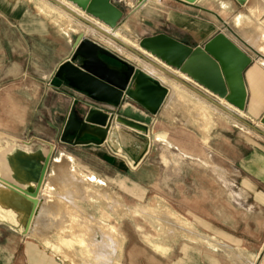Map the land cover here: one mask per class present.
I'll list each match as a JSON object with an SVG mask.
<instances>
[{
	"label": "crops",
	"instance_id": "obj_1",
	"mask_svg": "<svg viewBox=\"0 0 264 264\" xmlns=\"http://www.w3.org/2000/svg\"><path fill=\"white\" fill-rule=\"evenodd\" d=\"M49 1L0 0V136L7 138V146L12 147L10 151L0 150V176L33 188L45 155L51 153L36 217L27 234L19 220L0 218V264H68L70 254L74 256L68 250L69 240L75 242L74 233L79 236L85 231L89 233L87 241L98 249L93 259L100 260V225L113 229L116 238L114 224L119 204L120 211L160 213L155 220L159 250L152 256L158 260L156 264H264V0H196L191 4L180 0H111L122 12L115 28L95 17H90L94 23L86 19L108 32L111 29L129 46L136 43L133 41L164 33L194 48L223 33L251 59L242 74L243 110L224 100L232 111L227 112L213 103L215 95L181 73L168 80L159 79L168 94L155 115L130 98L113 107L96 103L69 85L51 84L56 67L71 55L72 44L80 33L122 57L110 47L111 39L109 44L100 41L95 29L76 25L72 19L76 16L62 7L64 13L58 23L54 2ZM67 3L70 6H65L73 7L78 15L85 14L77 5ZM104 59L117 65L114 60ZM92 106L111 116L148 125L147 135L135 132L139 138L148 139L147 150L138 162L134 159L141 147L133 141L130 157L92 135L69 131L66 138L74 143L62 140L70 113L81 121ZM230 116L238 121L237 125L230 122ZM159 118L160 173L153 171L149 162V134ZM218 131L221 140L216 144L214 133ZM180 132H186L188 138H175ZM229 132L237 134L236 143L227 136L222 138V133ZM230 145L235 149L231 158ZM217 148L222 163H232L234 169L231 176L221 174L220 190L214 197L211 164ZM197 170L203 171L199 179L193 176ZM118 179L123 193L130 198L135 188L147 196L152 183L158 181L160 194H171L172 203L163 199L156 206L123 203L117 197ZM67 200H75L73 205L78 209L73 228L82 229L72 230L71 234L49 227L50 221L54 224L51 208ZM72 210L68 209L65 217L67 225L72 221ZM143 222L150 224V220ZM53 230L60 235L59 241L49 236ZM54 242L64 251H49L45 243ZM108 243V251L102 253L107 264H113L118 251L116 244ZM148 254L142 253L141 259L148 260Z\"/></svg>",
	"mask_w": 264,
	"mask_h": 264
},
{
	"label": "water",
	"instance_id": "obj_2",
	"mask_svg": "<svg viewBox=\"0 0 264 264\" xmlns=\"http://www.w3.org/2000/svg\"><path fill=\"white\" fill-rule=\"evenodd\" d=\"M52 1L81 20H85L90 26H96L61 2ZM67 1L77 5L83 12L99 19L112 29L122 17V12L112 4L111 0ZM180 1L191 4L196 0ZM237 1L244 3L246 0ZM96 28L147 59L140 51L128 46L99 27L96 26ZM138 45L166 66L175 68L180 73L189 76L213 95H217L239 110L244 109L245 90L242 74L251 59L223 33L216 34L203 46L194 48L164 33L144 37L138 41ZM104 58L114 60L117 65L107 62ZM155 66L167 75L175 77L162 66L156 64ZM51 84L56 87L63 84L69 85L87 94L92 101L113 107L119 106L126 98H130L154 115L157 114L168 94V88L161 84L157 78L95 43L84 33L77 35L72 44L71 55L56 67ZM213 103L232 113L230 109L215 100ZM261 122L264 124V116ZM69 131L79 135H92L102 142H108L115 151L130 157L132 156L131 142H136L140 145L141 151L134 159V163L140 160L148 147V139L146 137L139 138L135 134V132H140L147 135L149 133L148 125L120 115L111 116L109 112L96 106L90 107L83 113L81 121L77 120L74 112L70 113L62 140L74 143L66 138ZM48 161L49 156L45 159L38 175L37 185L33 189H25L0 178V209H7L10 213L21 215L20 222L25 230L28 229L36 214L39 204L37 196Z\"/></svg>",
	"mask_w": 264,
	"mask_h": 264
},
{
	"label": "rangeland",
	"instance_id": "obj_3",
	"mask_svg": "<svg viewBox=\"0 0 264 264\" xmlns=\"http://www.w3.org/2000/svg\"><path fill=\"white\" fill-rule=\"evenodd\" d=\"M43 1L50 2L49 0H43ZM57 1L61 2V0H57ZM53 4H54L53 5V11L55 13L54 18L57 19L58 23H60L61 22L60 21V17H61L60 14L64 13L63 12L64 10L61 9V7H59V5L57 6L55 3H53ZM81 15L85 19L94 23V20H92L90 18V17H92L91 15H88L86 13L81 14ZM72 19H73V23H75L76 25H80L81 27H84V28H92V30H93V27L87 26V24L84 23L83 21L80 22V20L77 17H74V18L72 17ZM95 34H96V37L100 41H102L106 44H109L108 40L110 39V37H108L106 35L104 36L103 34H101L97 30L95 31ZM110 42H111V44H109L110 47H112L113 49L118 51L121 54L120 56L122 58H124L126 61L134 64L135 66H137L139 68L147 69L151 73L150 75L154 76L158 80L160 78H162V80L163 79L168 80L170 78V75H167L166 73L162 72L160 69H157L154 66L155 64L162 66L163 68L168 70L173 75L174 74L175 75L181 74L177 69H174L172 67L168 68V67L164 66L160 60H158L154 56L148 54L147 52L142 50L139 46H138V48H135L134 46L130 45V47L135 48L138 51H140L141 53H143V55L147 59L139 56L137 53L132 51L130 48L125 47L124 45L120 44L119 42H117L113 39L110 40ZM133 42H136L138 44L137 41H133ZM214 100L218 103H223V105L228 107L226 102L221 101V99L217 95L214 96ZM198 107H199V104H198ZM214 107H216V106L214 105ZM216 108H218V107H216ZM229 119H230V122L232 124H235V125L238 124V121L235 118L230 116ZM222 136H223L222 137L223 139H224V136H227L229 138V140H231L232 143H236V141L238 140L237 134L234 132L233 133L229 132L228 134L222 133ZM175 138L187 139L188 134L186 132H183V133L180 132V134L176 133ZM6 139L7 138L0 136V150L9 149L8 151H10V149L12 147L7 146L8 141ZM149 139H150V142L152 143V150H151L150 157H149L150 167L153 169V171L160 173V118L158 119V122L155 123L151 127ZM161 139H162V137H161ZM214 140H216L215 141V142H217L216 144H218L219 141L221 140L219 131H218V133L217 132L214 133ZM234 150L235 149L232 148L230 145V147L228 148V155L230 156V158L235 155ZM7 152L5 153V155L7 154ZM218 152H219V148L214 149L213 162L211 164L212 172H213L212 173V180H213V185H214V188H213L214 189V197H217L216 193H218L217 191L220 190L221 176H222L221 174H223V176L226 177V175L228 173V175L231 176L230 174L233 173V169H234L232 163H226V162L222 163V159H221ZM47 156H49V161H48V164L46 167V171H47V168L49 166L50 159H51V153H47L45 155L43 163L40 167L39 173L42 169V166L45 163V159ZM5 162H6V159H5ZM6 165H7L8 170L10 171V168H9L7 162H6ZM197 165H198L197 167H200L199 164H197ZM164 166H166V165H164ZM197 169H199V168H197ZM9 171H8L7 175H4V176H8ZM46 171H45V174H46ZM200 174H203V171L197 170L196 173H193V176H195L197 179H199V177L201 176ZM207 174H208V172H207ZM44 177H45V175H44ZM0 178H2V176H0ZM4 180L9 182V183H13V184H16V185L22 187L21 185L14 183L12 181H9L6 179H4ZM120 180L121 179L117 180V193H118L117 197H118L119 201L121 199L123 203H125V201H126L127 204L132 203L133 206H135L136 204H140V203H148L152 206H156V205H159L160 202H162V199L164 200V202H167L170 204L172 203L171 194H166V195L160 194V182H158V181H154L152 183V186L149 188L147 196H145L144 194H141V192L137 188H135L134 193H133L134 195L132 198H130L129 196H126L123 193L122 188L119 186ZM37 181H38V178H37ZM37 181H36L35 186L33 188L36 187ZM42 183H43V181H42ZM231 183L232 182L229 179L228 180V186L230 188H231ZM41 186H42V184H41ZM23 188H25V187H23ZM25 189H29V188H25ZM40 189H41V187H40ZM39 192H40V190H39ZM39 192H38V195H39ZM50 195H52V194H48V196H50ZM45 196H47V195L45 194ZM61 198H62V200H65V198H63V197H61ZM38 200H39V198H38ZM74 201L75 200H67V202H64L65 203L64 205L61 204L60 206L56 207L57 209L55 207L51 208L52 210L50 211V217L52 218V220H54V224H53V221H50V223H49L50 229H53L55 227V229L58 230L59 233L60 232L61 233L67 232L70 234H71L72 230H74V231L76 229L78 231L82 230L79 228H76V229L73 228L76 225L75 221L77 220V215H78V209L76 206H74L75 205ZM39 202H40V200H39ZM116 203H118V202H116ZM116 206H117V210H118L116 213L117 214L116 215V223L114 224V226H117L115 228V230L118 233L116 238H115L113 229L109 228L108 226H104L103 224L100 225V231L102 233L101 238H100V241H101V250H100V255H99L100 260H94L93 259V257H92L93 252L96 253V256H98V252H97L98 249H96V247L92 243H89L87 241V239H86L87 237L85 238V236L87 235L88 232L85 231L84 234H79V236H76V233H74L75 236H73V240L75 242L72 243L71 239L69 240L68 247H70V248H68V250L70 252H73L74 256H72V253L70 254L72 258L69 261H67L68 264H94V263H98V262H100L101 264H107V261L105 260V257H104L105 255L102 252L108 251V249H109V247H108L109 243L108 242H111V246L116 244L115 248L118 251L117 260L113 261V264H115V263L116 264H156L158 262V260H154L152 256H155L153 253L154 251H156L157 249L159 250L158 242L160 243V240L158 241V238H155L156 237L155 236L156 231L158 230L156 227L157 224H156L155 220H157L160 217V215H159L160 213L158 214L155 212H150V213H147L148 215H146V213H143L141 211H135V210L132 212H126L123 209H122V211H120V209H121L120 204L116 205ZM61 209H64V210L61 211ZM68 209H73L72 210L73 212L70 213V216H72V221L67 225L65 222V217L68 214L67 213ZM3 217H4V219H7L9 221L19 220V222H20L22 219L21 215L14 214L12 212L10 213L7 209H4V210L0 209V218H3ZM32 220H33V218H32ZM148 220H150L149 226H147L148 225L147 222H143V221H148ZM56 221H58L57 227H56V225H57ZM90 224H92V223H90ZM150 225H152V226H150ZM29 227H30V225H29ZM29 227L26 230L25 234H27ZM23 230H25L24 226H23ZM56 230H53L52 233L49 234V236L53 235V239L59 241L60 235L57 233ZM51 238L52 237H50L48 239L51 240ZM91 238H92V235L89 236V239H91ZM48 239L42 238L43 241L48 240ZM103 242H107V243H103ZM57 245H59V243H55V242L54 243H45V246L48 247L49 251H52L55 254L56 253L59 254V252L64 251V248L62 249L63 251H60V247L59 246L57 247ZM65 248H67V247H65ZM142 253H149L148 254V260H145L146 258L141 259Z\"/></svg>",
	"mask_w": 264,
	"mask_h": 264
},
{
	"label": "bare ground",
	"instance_id": "obj_4",
	"mask_svg": "<svg viewBox=\"0 0 264 264\" xmlns=\"http://www.w3.org/2000/svg\"><path fill=\"white\" fill-rule=\"evenodd\" d=\"M61 1H62L61 3H63V5L66 4V5L70 6V5L67 3L68 1H67V2H65L64 0H61ZM73 5H74V4H73ZM68 6H66V7H68ZM76 7H77V6H76ZM68 8H69V7H68ZM71 8L74 9L73 7H71ZM71 8H69V9H71ZM72 9H71V10H72ZM74 10H75V9H74ZM74 10H72V11H74ZM66 11H67V10H66ZM74 12H75V11H74ZM93 25H95V24H93ZM96 26L99 27L98 25H96ZM96 26H91V27H93V29L99 31L101 34H103V35L105 36V34H104L102 31H100L98 28H96ZM99 28L102 29V30H104V29L101 28V27H99ZM108 28H109V27H108ZM109 29H110V28H109ZM104 31H106V30H104ZM106 32H108V31H106ZM108 33L112 34L111 29H110V31H109ZM112 35H113L114 37H116V38L119 37V35L116 34V33H115V34H112ZM119 38H120V37H119ZM119 38H118V39H119ZM110 39H111V38H110ZM111 40H112V39H111ZM119 40H120V39H119ZM123 41H124V43H125V40H123ZM123 41H122V42H123ZM127 43L129 44V42H126L125 44H127ZM128 44H127V45H128ZM130 45L134 46L135 48H138V46H139L137 43H135V44H130ZM128 46H129V45H128ZM135 48H134V49H135ZM136 50H137V49H136ZM137 51H138V50H137ZM145 52H146V51H145ZM147 53H148V52H147ZM148 54H149V53H148ZM155 58H156V57H155ZM156 59H157V58H156ZM158 60H159V59H158ZM154 66H155V65H154ZM155 67H156L157 69H159L157 66H155ZM221 100H223V99H221ZM223 101H224V100H223ZM236 109H237V108H236ZM35 217H36V216L34 215V218H35Z\"/></svg>",
	"mask_w": 264,
	"mask_h": 264
}]
</instances>
